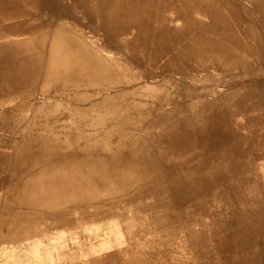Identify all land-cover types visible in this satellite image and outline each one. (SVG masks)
I'll list each match as a JSON object with an SVG mask.
<instances>
[{"label": "bare ground", "instance_id": "bare-ground-1", "mask_svg": "<svg viewBox=\"0 0 264 264\" xmlns=\"http://www.w3.org/2000/svg\"><path fill=\"white\" fill-rule=\"evenodd\" d=\"M263 71L264 0H0V100L72 101L0 106V256L264 264Z\"/></svg>", "mask_w": 264, "mask_h": 264}, {"label": "rangeland", "instance_id": "rangeland-1", "mask_svg": "<svg viewBox=\"0 0 264 264\" xmlns=\"http://www.w3.org/2000/svg\"><path fill=\"white\" fill-rule=\"evenodd\" d=\"M138 72V70H136ZM258 71V70H257ZM261 71V70H259ZM264 72V71H263ZM263 72H260L261 74H263ZM264 75V74H263ZM160 80L161 82V79H158ZM158 80H146V81H140L141 83H138V87H144L145 85H149V86H153V85H156V84H159L160 82ZM156 83V84H155ZM59 87V86H58ZM58 87L56 88H53L52 91H51V95L50 96H56L57 93L59 92H62L63 90L62 89H58ZM187 86H185V89H186ZM224 88V89H223ZM57 89V90H56ZM187 89H190V86L187 88ZM186 89V90H187ZM191 89H194V88H191ZM221 94H227V93H230L232 92L230 88H228V86H223V87H219L217 88ZM62 90V91H61ZM226 90V91H225ZM56 91V92H55ZM166 91V92H165ZM173 91V92H172ZM175 90L171 87L169 88H166L163 92L169 94V95H174ZM55 92V93H54ZM66 93L69 92V90L67 89L65 91ZM94 91H90L89 94H93ZM14 98V99H17V100H11V98ZM43 97V98H42ZM9 98V99H8ZM56 99L60 100L61 103L59 105H55L54 101H53V104L52 107H57L58 109H61L62 107H65V104H70L72 103L71 99L69 98V96H65L64 99H61L59 96L56 97ZM7 100V101H6ZM35 100V101H34ZM46 98L44 96H42L40 93L37 94V96L31 100H27V99H24L22 97H16L15 94L12 95V96H4L2 98V100H0V106L4 109L6 108H11V107H14L16 105L19 104H24V105H27V106H30V105H34L36 107H51V105L49 103H47V101H45ZM68 100V101H67ZM26 101H28L26 103ZM5 102V103H4ZM7 102V103H6ZM46 103V104H45ZM153 106L159 104V103H154V102H151ZM43 104V105H42ZM45 104V105H44ZM49 105V106H47ZM55 105V106H54ZM59 106V107H58ZM168 106V105H167ZM168 108H172V106L170 107V105L168 106ZM19 112V113H18ZM22 113V114H21ZM60 114V113H59ZM57 114L56 116H53V117H49L48 120H42L43 123H46L48 126H55V122L56 120H59L60 122H63V118L60 117V115ZM31 112H22V111H17L13 114H11V116H9L8 118L10 120H13L14 119H21V118H29L31 117ZM15 116V117H14ZM59 116V117H58ZM57 127V128H56ZM55 127V130L58 131L61 129V125H58ZM0 134H5L4 132H8V131H4V130H1ZM63 132V131H62ZM86 132H90V130H86ZM19 135L17 136V139H19ZM1 195V193H0ZM202 219L204 222H206V226L204 227V230L207 234V236L209 237L210 233H211V226H210V223L211 222V219L210 217L207 215V216H202ZM200 224L198 223H195L193 225H191L190 227H186L185 228L181 227V228H178V229H175V231H170V235L167 234V236H171V238H167V241L170 242V245H168L169 243H167V252L170 253L171 252V256L170 257H167V262H171V263H178V262H181L183 258H179V255L181 253H183V248H182V245L183 242L185 241L186 237L189 236L188 232H191L192 235H195L197 234L199 231H201V225L199 226ZM187 228V229H186ZM194 229V230H193ZM197 231V232H196ZM175 232V233H174ZM169 233V232H168ZM179 237V238H178ZM179 241V242H178ZM210 241V239H209ZM210 243V242H209ZM9 247V248H8ZM17 247V244L16 243H9L8 245L6 244L5 246L2 247V250L3 254L2 256H0V264H37V261L36 259H32V257L30 258L29 261L27 262H22V261H18L17 263L14 262L11 258H13V253H14V250L13 248ZM8 248V249H7ZM11 251H10V250ZM75 250V249H74ZM8 253V254H7ZM34 260V261H33Z\"/></svg>", "mask_w": 264, "mask_h": 264}]
</instances>
